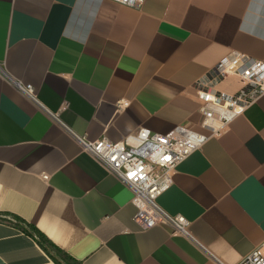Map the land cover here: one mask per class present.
<instances>
[{"label":"crops","instance_id":"crops-1","mask_svg":"<svg viewBox=\"0 0 264 264\" xmlns=\"http://www.w3.org/2000/svg\"><path fill=\"white\" fill-rule=\"evenodd\" d=\"M229 54L264 58V0H0V264H57L7 214L80 264H238L264 243V92L158 196L186 234L143 229L132 190L78 141L202 131L198 82Z\"/></svg>","mask_w":264,"mask_h":264},{"label":"built area","instance_id":"built-area-1","mask_svg":"<svg viewBox=\"0 0 264 264\" xmlns=\"http://www.w3.org/2000/svg\"><path fill=\"white\" fill-rule=\"evenodd\" d=\"M114 1L132 7H139L144 2ZM230 74L239 76L244 82L243 87L233 94L217 89L218 83ZM19 87L34 99L32 86ZM263 92L264 58L229 54L218 62L210 75L198 82L202 131L178 125L161 134L143 127L119 142L106 137L93 141L78 137V141L84 150L132 190L137 208L134 220L143 229L168 226L173 233L186 234L189 226L186 218L168 214L158 205V196L171 185L178 163L199 148L210 135L218 134L242 114ZM238 264H264V243Z\"/></svg>","mask_w":264,"mask_h":264},{"label":"trees","instance_id":"trees-1","mask_svg":"<svg viewBox=\"0 0 264 264\" xmlns=\"http://www.w3.org/2000/svg\"><path fill=\"white\" fill-rule=\"evenodd\" d=\"M7 217L10 221L13 220L15 225L19 227L22 231L33 236L39 243V245L50 255V257L57 264H80L79 262L73 260L66 253L62 252L48 238L41 234L33 225L12 214H7ZM0 219L6 220V213H0Z\"/></svg>","mask_w":264,"mask_h":264}]
</instances>
